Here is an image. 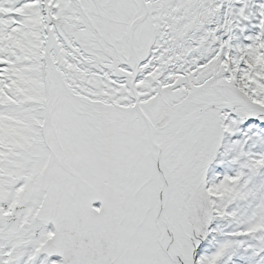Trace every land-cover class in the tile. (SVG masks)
<instances>
[{"label":"snow or ice","instance_id":"6c2138e0","mask_svg":"<svg viewBox=\"0 0 264 264\" xmlns=\"http://www.w3.org/2000/svg\"><path fill=\"white\" fill-rule=\"evenodd\" d=\"M0 264H264V0H0Z\"/></svg>","mask_w":264,"mask_h":264}]
</instances>
